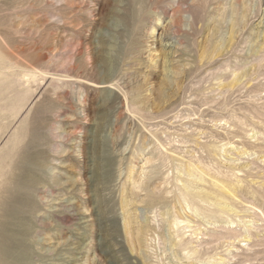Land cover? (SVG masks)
Wrapping results in <instances>:
<instances>
[{"label": "rangeland", "instance_id": "1", "mask_svg": "<svg viewBox=\"0 0 264 264\" xmlns=\"http://www.w3.org/2000/svg\"><path fill=\"white\" fill-rule=\"evenodd\" d=\"M9 209L26 264H264V0H0Z\"/></svg>", "mask_w": 264, "mask_h": 264}, {"label": "bare ground", "instance_id": "2", "mask_svg": "<svg viewBox=\"0 0 264 264\" xmlns=\"http://www.w3.org/2000/svg\"><path fill=\"white\" fill-rule=\"evenodd\" d=\"M30 168L33 170V166L31 165V167L26 168L27 169L26 175L29 177H32L33 172ZM36 182H37V179L35 178L26 180L24 179V177H20L16 183L17 187L14 190L15 192L14 197L21 198V195H19V193L21 192V186L27 185L31 187ZM187 190L190 191V189H187ZM225 194H226V189L223 187H220L218 195H211L210 193H206V192L205 193L197 192L194 195H192V197L199 198L204 201H210L211 203H213V205L220 208L222 212L223 211L227 212V211L232 210V208L227 203L226 201L227 195ZM9 210L5 211L6 214H4V217H2L3 221H0V264H26V262L29 259L28 258L29 256L28 255L29 253L28 243L29 242L27 240L26 230H25V228L28 227V223L23 222L22 220H18L16 222L14 221V224H13L12 220L14 219L16 212H15V209L14 210L12 209L10 211ZM196 252L198 251L195 249L193 253H196ZM9 257L12 260L11 259L8 260Z\"/></svg>", "mask_w": 264, "mask_h": 264}]
</instances>
